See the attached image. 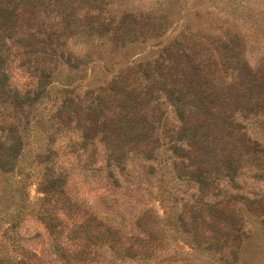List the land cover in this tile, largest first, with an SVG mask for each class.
Wrapping results in <instances>:
<instances>
[{
  "label": "rangeland",
  "instance_id": "374dc122",
  "mask_svg": "<svg viewBox=\"0 0 264 264\" xmlns=\"http://www.w3.org/2000/svg\"><path fill=\"white\" fill-rule=\"evenodd\" d=\"M0 58V262L264 264V0H0Z\"/></svg>",
  "mask_w": 264,
  "mask_h": 264
},
{
  "label": "trees",
  "instance_id": "16d2710c",
  "mask_svg": "<svg viewBox=\"0 0 264 264\" xmlns=\"http://www.w3.org/2000/svg\"><path fill=\"white\" fill-rule=\"evenodd\" d=\"M7 18H10L11 15L8 14L7 12ZM1 60V58H0ZM0 86H2L0 89L3 93L4 96H7L8 98H13L12 100L15 101V105L19 106L18 109H20L18 112H19V116L20 117H29L28 116V113H31L32 112V108L35 109V107H37L38 105H40V101H41V96H37L36 98H32L30 92L28 94H26V96H24V98L21 96V94L18 92V91H12L9 90L7 91V89H10L8 88V85L6 83V81L4 80V78L6 77L5 74H2L0 73ZM41 94V93H39ZM13 96V97H12ZM21 96V97H20ZM21 99V100H19ZM20 101V102H19ZM23 111V112H22ZM25 119V118H24ZM0 264H4L2 262H0ZM24 264H26V262L24 261Z\"/></svg>",
  "mask_w": 264,
  "mask_h": 264
}]
</instances>
